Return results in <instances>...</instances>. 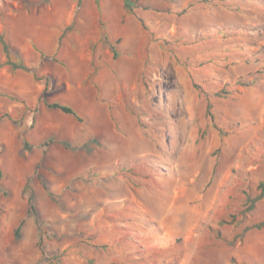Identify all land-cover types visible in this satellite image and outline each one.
<instances>
[{"label": "rangeland", "instance_id": "374dc122", "mask_svg": "<svg viewBox=\"0 0 264 264\" xmlns=\"http://www.w3.org/2000/svg\"><path fill=\"white\" fill-rule=\"evenodd\" d=\"M130 1L0 0V264H264V0Z\"/></svg>", "mask_w": 264, "mask_h": 264}, {"label": "trees", "instance_id": "16d2710c", "mask_svg": "<svg viewBox=\"0 0 264 264\" xmlns=\"http://www.w3.org/2000/svg\"><path fill=\"white\" fill-rule=\"evenodd\" d=\"M124 2V5L127 7V8H130L132 7L131 6V1L130 0H123ZM96 3H97V7H98V0H96ZM133 4V3H132ZM99 8V7H98ZM99 12L101 13V10L99 8ZM101 30H102V39L103 41L108 45L109 49L111 50L112 54H113V57L114 58H117L118 57V54L116 52V45L117 43L119 42V40H116V41H111V39L109 38V36L106 34V30H105V24L101 21ZM0 42L3 44V49L6 50V52L8 53V47L6 45V43L4 42V40L2 39L1 35H0ZM35 48V46H34ZM5 65H9L12 69H15V70H22V71H26V72H30L32 69H30V67H27L23 60L20 59V58H11V56L9 55L7 61L5 62ZM3 65H0V67H2ZM32 74H34V71H31ZM35 80H37L38 78L37 77H34ZM50 79L48 78H45V81H44V89L42 90V92L40 93V99L42 101V103L44 104V106L49 109V110H57V111H60L61 113L65 114V115H68L72 118H74L75 120H77L78 122H81L82 119L78 116L77 112L72 108V106L68 105V104H64V103H61V102H58V101H54V102H48L45 98H44V94L45 92L47 91L48 89V85L50 84ZM4 119H10V115L6 112V111H0V122ZM24 145L26 146L27 143H24ZM44 146H48V142H45L44 143ZM3 178V173L0 169V180ZM258 187L259 189H261L262 191H264V182H260L258 184ZM26 188H28V184L26 185L25 187V190ZM0 193L2 195H6L5 194V191L2 190L1 188V185H0ZM30 212H33L35 215L37 214L36 212V209L34 207V205L32 204V201H31V198L29 199V206L27 208V211H26V215H28ZM25 215V217H26ZM25 217L20 219L18 222H17V225L16 227L14 228L13 230V236L15 238H20V231L24 225V222H25ZM36 217V221H38V217ZM264 227V219H262L261 221H258L254 224H252L251 228L253 229H262ZM43 237V235L41 236ZM44 239L42 238L38 243L37 245L40 247L42 245V241Z\"/></svg>", "mask_w": 264, "mask_h": 264}, {"label": "crops", "instance_id": "0c3cea01", "mask_svg": "<svg viewBox=\"0 0 264 264\" xmlns=\"http://www.w3.org/2000/svg\"><path fill=\"white\" fill-rule=\"evenodd\" d=\"M25 215H26V214H25ZM25 215H24L22 218H24V217H25ZM22 218H21V219H22Z\"/></svg>", "mask_w": 264, "mask_h": 264}]
</instances>
